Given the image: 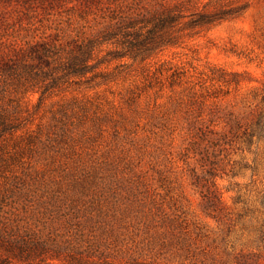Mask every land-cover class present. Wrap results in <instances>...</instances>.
I'll use <instances>...</instances> for the list:
<instances>
[{"label": "rangeland", "instance_id": "374dc122", "mask_svg": "<svg viewBox=\"0 0 264 264\" xmlns=\"http://www.w3.org/2000/svg\"><path fill=\"white\" fill-rule=\"evenodd\" d=\"M209 1L246 8L187 26ZM177 4L172 41L136 57L124 21ZM263 90L264 0H0V264L257 251L264 141L245 132Z\"/></svg>", "mask_w": 264, "mask_h": 264}, {"label": "trees", "instance_id": "16d2710c", "mask_svg": "<svg viewBox=\"0 0 264 264\" xmlns=\"http://www.w3.org/2000/svg\"><path fill=\"white\" fill-rule=\"evenodd\" d=\"M212 1H209L204 5L202 10L194 11L190 14V20L186 23L187 26H203L212 25L217 22L223 21L230 17L235 16L242 10L246 8V5L239 7H229V6H215L209 8ZM183 6L177 5H163L160 9L153 11L150 15L139 14L135 18H128L124 21L123 28L126 29L125 41L129 48H135L134 55L136 57L146 56L160 47L168 44L172 41L174 36L170 33L166 35V30L174 27L180 19L185 17ZM138 27V28H137ZM130 29H135L131 32ZM134 34V38H130ZM169 35L171 37H169ZM113 33L108 32L106 34V39H111ZM97 40L93 39L89 41L80 55L75 58L76 63L74 64L78 68H81L85 62L92 57ZM79 62V63H78ZM79 70V69H78ZM245 134L248 137L250 143H256L259 145L264 141V90L260 94V99L255 105L253 111V117L250 125L247 127ZM207 207L213 206L215 204L214 200L207 196ZM260 209L259 219H258V229H257V241L259 242V247L257 251H251L246 253H239L235 256L232 264H264L263 252H264V193L260 198ZM216 217V216H214ZM258 218V217H257ZM131 264H159L150 262H140L134 261Z\"/></svg>", "mask_w": 264, "mask_h": 264}]
</instances>
